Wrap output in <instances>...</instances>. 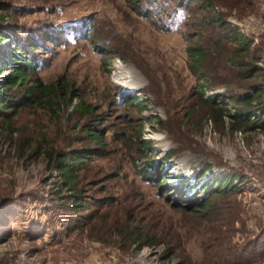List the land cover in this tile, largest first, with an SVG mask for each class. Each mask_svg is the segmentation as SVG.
<instances>
[{
  "label": "rangeland",
  "instance_id": "374dc122",
  "mask_svg": "<svg viewBox=\"0 0 264 264\" xmlns=\"http://www.w3.org/2000/svg\"><path fill=\"white\" fill-rule=\"evenodd\" d=\"M0 15L2 27L43 42L35 78L76 93L0 117V264H264V125L231 131L225 115L242 108L231 96L264 80V0H0ZM229 29L249 41L244 60L262 77L228 63ZM198 45L200 70L185 54ZM13 47L12 38L0 43V79ZM200 91L221 94L224 126ZM79 102L91 114L71 110ZM85 125L102 134L99 149ZM80 148L99 154L76 167L74 210L52 158ZM170 148L176 155L160 164ZM206 165L227 188L202 211L177 206L178 194L159 185ZM133 228L157 243L122 244Z\"/></svg>",
  "mask_w": 264,
  "mask_h": 264
},
{
  "label": "trees",
  "instance_id": "16d2710c",
  "mask_svg": "<svg viewBox=\"0 0 264 264\" xmlns=\"http://www.w3.org/2000/svg\"><path fill=\"white\" fill-rule=\"evenodd\" d=\"M201 1L207 8L212 7L213 3L218 0H197ZM148 15V14H147ZM145 15V16H147ZM2 16L0 15V43L5 39L12 38L14 41L13 50L10 52L9 61H2L3 66H8L9 71L0 79V117L7 114H15L17 111L27 105H35L40 102L46 104L49 109H52L56 104L53 100L54 97L61 98L60 100L66 104L71 102L73 96L76 93L69 89V86L61 84L59 82L43 84L39 79L35 78V65L36 57L35 51L43 49V42L33 36L20 38L15 34L16 29L12 30L9 26L2 27ZM211 21L216 20V17L210 18ZM41 32L43 39L54 42L56 39L48 33V30ZM53 31V30H50ZM229 40L234 44L236 58L230 57L227 61L230 65L237 69V72L242 75L243 78H251L259 75V67L255 66L254 61L244 60L245 56L249 52V41L235 32L233 29H229ZM185 54L189 61L191 69L200 70L203 67V62L206 57V49L203 46L186 47ZM22 55V56H21ZM0 68V75L2 74ZM264 79V78H263ZM69 89V90H68ZM59 96V97H58ZM221 94H215L209 98L202 97V91L199 92V103L205 104L211 109V120L214 124H223L222 108L220 106L221 100H219ZM136 100L135 97H131L130 103ZM230 101L234 105H242V108L234 110L232 114L226 112L228 118V126L231 131H242V126L259 127L264 125V80L261 82H253L249 85V90L245 94H236L231 96ZM222 104L224 102H221ZM57 107H59L57 105ZM79 111L85 114H91V106L82 105L81 102L73 104L71 110ZM252 118V120H250ZM87 139L94 143L96 147L103 144L102 134L98 131L91 130L87 125L83 128ZM99 151L91 150L87 148L71 149L66 153H57L52 158V167L56 169L61 179V186H64L70 193L69 199H73L75 204L73 209H79V200L77 199L76 183L78 181L77 166L83 163V159L90 158L92 155H98ZM176 155V150L170 148L166 150L160 164H163L165 160L170 159ZM142 176L148 171L147 166L142 165ZM153 168V167H152ZM206 170H210V166H203L201 169L192 172L189 176L171 173L174 178V182H167L166 178H161L162 184L167 187L166 190L172 191L178 194L177 200H181L177 206H191L199 208L198 211H202L208 207L209 199L213 197H220L226 190L227 180L218 174L204 175ZM235 175H231L228 180L234 179ZM164 187V188H165ZM183 196V197H182ZM187 206V207H188ZM121 243L127 246L134 244V250L137 251L141 246H152L157 243L156 238L148 236L143 229L133 228L127 234L122 235ZM166 252H169V247L166 246Z\"/></svg>",
  "mask_w": 264,
  "mask_h": 264
},
{
  "label": "bare ground",
  "instance_id": "6f19581e",
  "mask_svg": "<svg viewBox=\"0 0 264 264\" xmlns=\"http://www.w3.org/2000/svg\"><path fill=\"white\" fill-rule=\"evenodd\" d=\"M126 74H125V71H124V69L122 67H120V66L117 67V77H119V80H121V82H123L124 85L127 84V80H126L127 76H126Z\"/></svg>",
  "mask_w": 264,
  "mask_h": 264
}]
</instances>
